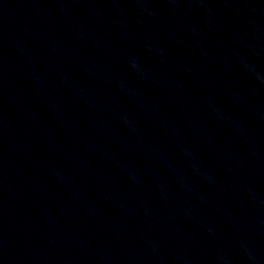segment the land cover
<instances>
[{
  "label": "water",
  "instance_id": "95a60500",
  "mask_svg": "<svg viewBox=\"0 0 264 264\" xmlns=\"http://www.w3.org/2000/svg\"><path fill=\"white\" fill-rule=\"evenodd\" d=\"M0 264H264V0H0Z\"/></svg>",
  "mask_w": 264,
  "mask_h": 264
}]
</instances>
